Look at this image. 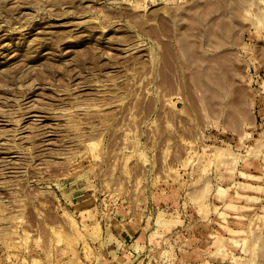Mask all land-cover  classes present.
Masks as SVG:
<instances>
[{
    "label": "rangeland",
    "instance_id": "obj_1",
    "mask_svg": "<svg viewBox=\"0 0 264 264\" xmlns=\"http://www.w3.org/2000/svg\"><path fill=\"white\" fill-rule=\"evenodd\" d=\"M114 221L264 264V0H0V264H103Z\"/></svg>",
    "mask_w": 264,
    "mask_h": 264
},
{
    "label": "crops",
    "instance_id": "obj_2",
    "mask_svg": "<svg viewBox=\"0 0 264 264\" xmlns=\"http://www.w3.org/2000/svg\"><path fill=\"white\" fill-rule=\"evenodd\" d=\"M100 236L106 258L103 264H145L140 248L146 239H140V229L134 224L109 222L102 227Z\"/></svg>",
    "mask_w": 264,
    "mask_h": 264
}]
</instances>
